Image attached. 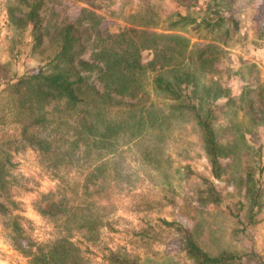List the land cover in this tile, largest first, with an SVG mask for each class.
Here are the masks:
<instances>
[{
  "label": "rangeland",
  "instance_id": "obj_1",
  "mask_svg": "<svg viewBox=\"0 0 264 264\" xmlns=\"http://www.w3.org/2000/svg\"><path fill=\"white\" fill-rule=\"evenodd\" d=\"M43 2L41 33L73 24L79 33H87L90 43L91 33L98 31L130 34L137 29L185 37L192 52V60L185 62L192 81L188 91L195 87L199 113L213 127L222 171L219 178L212 176L196 119L152 88L148 68L131 111L134 122L141 123L117 131L112 146L116 153L108 158L107 150L97 148L102 141H77L76 124L58 117L51 106L32 102L34 112L17 109L7 83L37 73L51 51L33 52L31 26L14 23L9 12L26 7L19 0H0V142L18 140L21 127L36 115L41 118L38 133L62 137L60 144L72 151L74 161L71 167L62 161L57 167L32 148L12 154L13 172L29 189L14 192L30 221V236L43 241L54 233L52 223L35 210L37 202L44 196L53 201L70 198L73 207L87 208L98 226L89 234L85 229L72 232L89 264H109L110 252L135 264H198L187 252V239L210 256H242L229 264H264V0ZM177 14L193 23L170 27ZM221 17L220 26L210 32L204 22ZM158 44L172 47L173 41ZM92 50L91 45L84 59ZM151 60L152 51L141 52L142 64ZM91 70L85 72L87 83L101 90L96 70ZM174 73L171 67L161 75L171 79ZM102 130L98 123L96 133ZM85 140L96 144L90 153H85ZM99 153L109 162L97 170ZM93 170L98 180L86 187L84 181ZM84 187L91 193L85 198ZM0 264H27L1 227Z\"/></svg>",
  "mask_w": 264,
  "mask_h": 264
},
{
  "label": "trees",
  "instance_id": "obj_2",
  "mask_svg": "<svg viewBox=\"0 0 264 264\" xmlns=\"http://www.w3.org/2000/svg\"><path fill=\"white\" fill-rule=\"evenodd\" d=\"M19 1L26 10L10 8L13 22L31 26V35L34 37L33 52L39 49L38 52L41 54L48 50L51 53L43 59L44 65L37 73L12 78L10 83H7L13 91L12 98L17 109L34 112L31 109L32 102H35L37 107L40 104L51 106L58 117L65 118V122L71 120L76 124L73 130L75 137H78L77 141L81 138H89L92 142L102 141L99 143L102 146L97 148H104L103 153L107 150L105 153L107 157L103 156L108 158L116 153L112 146L115 144L113 140H117L115 138L117 131L130 124L137 126L141 123L138 120V123L134 122V113L131 111L137 105L133 100L137 98V87L146 76L148 68L152 73V88L178 102L176 108L193 114L202 134L212 176L220 177L222 165L213 127L208 117L204 118L199 113L198 103L195 102V87L188 91L192 81L185 62L192 60V52L188 51L189 42L185 37L136 33L137 29H131L130 34L98 31L91 33L90 43L87 33H79L73 24L61 26L56 33H41L39 12L44 5L43 0ZM16 12L19 17L15 16ZM177 17L178 19L170 23V27L183 28L189 21L193 23L180 14H177ZM222 21L221 17L215 19L214 23L208 21L204 23L210 32H213ZM199 25L200 23L197 27ZM134 34L138 35L137 41ZM227 34V31L222 33L223 36ZM161 40L173 41V46L160 48L158 43ZM43 45L45 46L42 47ZM91 45L94 53H91L88 59H84ZM117 48H121V51H116ZM144 50L152 51V60L148 65L142 64L141 61V52ZM171 67H174L175 71L171 79L161 75ZM91 69L96 70L94 72L102 84L101 90L87 83L85 72L93 71ZM40 123L41 118L35 115L30 122L21 127L18 140L0 142V227L14 250L27 259V264H89L72 236L74 230L85 229L84 234L96 231L97 223L93 221L87 208L73 207L70 198L53 201L44 196L41 202L35 204V210L52 223L54 233L46 240L37 241L30 236V221L22 215L21 203L16 200L14 190L29 189L26 182L22 183L25 179L13 172L16 164L11 161L12 154L25 148H32L40 155L49 157L57 167L61 161L68 167L74 162L72 151L63 149L65 144H60L62 137L38 133ZM98 123L103 124V130L96 133ZM87 142L85 140V153H90L96 144L92 147ZM101 155L99 153L95 160L97 164L99 163L96 166L97 170L109 162H104ZM91 180L93 183L98 180L95 170L86 177L84 181L86 187ZM84 190L81 196L85 198L91 193H87L85 187ZM79 213H82L81 217ZM186 245L187 252L198 264H229L242 259V256L231 254L210 256L190 239H187ZM109 257L107 260L109 264H135L119 258L115 252H110Z\"/></svg>",
  "mask_w": 264,
  "mask_h": 264
}]
</instances>
